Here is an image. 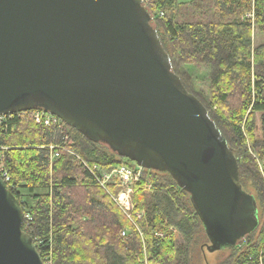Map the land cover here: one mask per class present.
Masks as SVG:
<instances>
[{"label":"trees","instance_id":"1","mask_svg":"<svg viewBox=\"0 0 264 264\" xmlns=\"http://www.w3.org/2000/svg\"><path fill=\"white\" fill-rule=\"evenodd\" d=\"M146 9L174 72L207 107L238 158L258 226L235 246L213 249L191 193L168 172L148 168L133 185L130 220L111 196L121 187H102L90 168L135 162L61 119L64 134L57 125L38 124L29 110L0 122V167L24 209L23 228L51 264H193L200 246L230 251L220 264H264V43L254 45L253 36L254 26L264 32V0H152ZM189 66L207 69L210 95L197 89ZM66 135L76 155L62 151L51 159L50 145L63 146ZM21 188L33 194V205L22 200ZM125 229L131 231L122 236Z\"/></svg>","mask_w":264,"mask_h":264},{"label":"water","instance_id":"2","mask_svg":"<svg viewBox=\"0 0 264 264\" xmlns=\"http://www.w3.org/2000/svg\"><path fill=\"white\" fill-rule=\"evenodd\" d=\"M35 108L172 175L213 249L258 226L238 158L174 72L142 0H0V116ZM24 218L0 173V264H47Z\"/></svg>","mask_w":264,"mask_h":264},{"label":"built area","instance_id":"3","mask_svg":"<svg viewBox=\"0 0 264 264\" xmlns=\"http://www.w3.org/2000/svg\"><path fill=\"white\" fill-rule=\"evenodd\" d=\"M143 4L146 6L152 2V0H142ZM161 16L164 15V12L160 13ZM22 111V112H26ZM31 116L34 118L35 122L38 124H44L46 126L57 125L59 129H61L62 134L65 133L63 125L60 121V118L54 115L53 113L46 110H30ZM5 116H0V122ZM67 134V133H66ZM69 137L66 135V141L63 146L50 145L51 149V159L57 158L61 156L62 151H68L69 153L76 155L74 151H72L68 145ZM1 161V158H0ZM86 166L87 163L85 162ZM90 168V167H88ZM91 169L92 174L95 176L97 182L104 188L107 189V186L111 183L121 185L122 190L116 196H113V199L117 202V204L121 207L127 217L134 221V203H133V185L135 182L139 181L144 167L134 164H123L117 165L112 168H105L101 165L95 164ZM0 173L2 178L7 182L10 177L5 169L4 165L0 167ZM137 216L141 217L142 213H138ZM128 233V229L122 231V236H126ZM47 264H51V259L47 258Z\"/></svg>","mask_w":264,"mask_h":264},{"label":"rangeland","instance_id":"4","mask_svg":"<svg viewBox=\"0 0 264 264\" xmlns=\"http://www.w3.org/2000/svg\"><path fill=\"white\" fill-rule=\"evenodd\" d=\"M180 1H187V0H180ZM254 45H259L261 43H264V32L260 31L257 27L254 26ZM188 71L192 74V76L195 78L197 89L204 92L206 95H210V78L209 73L207 69L203 66H189L187 67ZM261 114L258 113L256 115V135L258 137H261V120H260ZM2 156L0 155V158ZM136 164V163H134ZM123 165V164H122ZM262 166V164H261ZM121 187L120 191L123 189L121 185H118ZM21 191L22 200L26 202L28 205H33V194L29 193L25 189H19ZM43 192V191H38ZM117 193V194H118ZM117 194H111L112 198L113 196H116ZM115 201V200H114ZM116 202V201H115ZM117 203V202H116ZM128 231H131L128 229ZM230 251L228 250H220V251H209L207 249V246L203 247H195L193 249V264H220L222 261H224L227 257H229Z\"/></svg>","mask_w":264,"mask_h":264}]
</instances>
